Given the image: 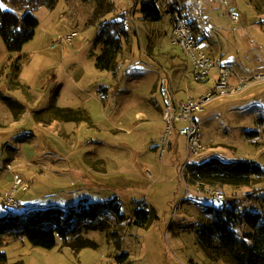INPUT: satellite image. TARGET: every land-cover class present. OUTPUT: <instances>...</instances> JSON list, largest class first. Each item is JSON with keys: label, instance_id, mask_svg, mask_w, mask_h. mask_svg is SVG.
<instances>
[{"label": "rangeland", "instance_id": "374dc122", "mask_svg": "<svg viewBox=\"0 0 264 264\" xmlns=\"http://www.w3.org/2000/svg\"><path fill=\"white\" fill-rule=\"evenodd\" d=\"M143 1L113 0V14L104 17L106 21L125 14L128 42L117 57L115 74L95 68L100 29L86 25L92 9L88 2L82 6L75 0H57L50 10L44 7L34 13L39 25L23 51L38 48L57 61L49 76L38 80L37 89L21 84L14 88L11 79L16 73L10 67L17 54L3 59L0 49V194L10 190L15 174L29 183L28 191L17 196L19 208L0 204V217L26 218L54 208L76 210L85 199L92 204L116 200L127 218L121 224L111 219L110 227L103 230L91 231L79 223L65 240L57 238L51 250L33 248L24 238L5 237L1 250L7 264H116L122 253L128 254V264H224L208 260L198 247L196 232L201 224L211 223L218 209L238 215V220L247 213L264 216V177H256L245 188H200L184 180L187 164L211 157L248 160L264 169V81L239 94L216 98L196 115L205 148L196 159H186L185 139L178 135L182 123H175L161 154L157 147L165 118L158 79L171 77L179 98L197 96L208 85L193 84L187 77L186 58L172 44L167 0H156L159 22L142 20ZM184 7L201 48L212 49L211 56L231 69L232 83L235 74L249 77L264 72V0H186ZM3 9L19 18L23 14L9 5ZM71 31L77 33L72 46L60 44L57 36ZM71 51L82 65H63L61 57L67 58ZM69 75L80 82L74 86L67 81ZM49 105L86 109L84 118L89 119V114L90 120L52 121L44 113ZM252 131L258 136H248ZM7 175L11 182H1ZM217 190L225 197L221 201L208 195ZM150 208L156 212V222L146 228L130 225L135 211ZM246 230L241 220L235 222L238 236ZM78 238L88 247L76 248Z\"/></svg>", "mask_w": 264, "mask_h": 264}, {"label": "trees", "instance_id": "16d2710c", "mask_svg": "<svg viewBox=\"0 0 264 264\" xmlns=\"http://www.w3.org/2000/svg\"><path fill=\"white\" fill-rule=\"evenodd\" d=\"M56 1L0 0V38L9 55L19 54L23 46L33 39L39 25L34 15L35 11L41 7L51 9ZM180 1L182 13L185 14L186 0ZM81 2L92 5L86 25L99 26L100 29L96 39L99 54L95 56V68L115 74L119 69L117 57L122 51L123 44L128 42V32L124 25L125 14L120 13L115 18L104 21V17L113 14L115 10L113 0H81ZM5 5L23 11L21 18L12 12L5 11L3 9ZM139 13L143 21L159 22L161 20V11L156 0L141 2ZM185 17L187 18L186 14ZM188 23L192 33L197 37L193 22L188 20ZM22 61L24 57L18 55L10 67L11 72L16 73L14 80L11 79L15 89L21 86L17 81V75ZM9 106H13V103L10 102ZM44 113H48L52 121L63 123H81L89 120L84 118L83 114H87L85 110L65 109L54 105H49ZM248 136L257 137L258 132L252 131L248 133ZM256 177H264V169L255 162L211 157L203 163L187 164L184 180L186 184L200 188L204 186L245 188L250 187ZM208 210H212V207ZM19 216L14 214L0 217V264H7V255L1 250L5 237H11L14 241L24 238L33 248L51 250L56 246L57 238L65 240L71 232H76L79 223H83L86 229L92 231L108 229L111 219L117 224L127 220L121 214L116 200L92 204L84 199L79 201L76 210L54 208L48 211H36L26 218ZM157 220L158 217L153 208L139 209L133 214L130 225L135 228H146ZM240 220L247 226V230L238 236L234 232V224ZM196 243L204 256L213 263L221 261L224 264H264V216L247 213L238 220V215L233 213L226 215L222 209H218V216L211 223L201 224L196 232ZM74 246L88 247L87 241L79 238L76 239ZM128 258L127 253H122L115 258V263L128 264Z\"/></svg>", "mask_w": 264, "mask_h": 264}, {"label": "built area", "instance_id": "2783aa9c", "mask_svg": "<svg viewBox=\"0 0 264 264\" xmlns=\"http://www.w3.org/2000/svg\"><path fill=\"white\" fill-rule=\"evenodd\" d=\"M168 18L171 29V40L186 58L187 77L193 84L208 85L207 90L197 96H185L179 98L170 78H159L157 93L162 102V112L165 118V128L161 139L160 148L162 154L168 137L174 129L175 123H182L178 128V135L185 139L187 161L197 158L205 148L201 141V123L196 115L204 110V106L216 98L235 95L243 92L247 87L264 81V72H257L249 77L237 76L232 83L231 69L222 64L218 58H213L201 48V41L195 37L189 26L188 19L182 13L180 0H167ZM233 21H238L232 16ZM77 36L75 31L60 37V44L72 46ZM12 170L11 164L6 166ZM13 184L10 190L0 194V204L9 209H17L20 203L17 199L19 193H25L29 189V183L17 174L12 177ZM214 200L221 201L225 197L220 191L209 192Z\"/></svg>", "mask_w": 264, "mask_h": 264}, {"label": "crops", "instance_id": "0c3cea01", "mask_svg": "<svg viewBox=\"0 0 264 264\" xmlns=\"http://www.w3.org/2000/svg\"><path fill=\"white\" fill-rule=\"evenodd\" d=\"M78 4H81L82 6L83 5H85L86 3H84V2H81V0H75ZM168 5V4H167ZM41 8H44V7H41ZM40 8V9H41ZM46 10H50V9H48V8H46ZM36 11H38V9L36 10ZM35 11V12H36ZM91 11V8H89V12ZM78 14H79V12H78ZM78 14H74V15H77L78 16ZM186 14V13H185ZM49 16L51 17L52 15H51V13H49ZM188 19V18H187ZM73 22H75L74 21V19L72 20ZM72 32V31H71ZM66 34V33H65ZM64 34V35H65ZM62 37L63 35H58L57 37ZM34 38H35V35H34V37H33V39L31 40V41H29L28 43H26L24 46H23V48H22V51L19 53V54H17V56L18 55H20V56H22V57H24V60L25 61H23L22 62V65H21V69H20V72L18 73V75H17V79H18V82L22 85V86H27V87H29V89H31V90H35V89H37V82H38V80L41 78V77H43V76H49V74H50V71L51 70H53L54 68H55V66H56V64H57V61H55L54 59H52V58H49V57H45V55H42V50H38V48H29V50L28 51H23L24 50V48H25V46H27L28 44H30L31 42H33V40H34ZM199 39V38H198ZM209 45V44H208ZM67 46V45H66ZM51 48H53V46L51 45L50 46ZM68 47H71V46H68ZM64 48V47H63ZM0 49H2L3 51L1 52L2 53V55H3V59L4 58H7L8 57V55H9V53H7V51H6V49H5V46H4V44L2 43V45H0ZM67 50V49H66ZM63 52V54H64V51H62ZM206 52L208 53V55H210L211 56V53L213 54V50L212 49H210L209 47H207L206 46ZM210 53V54H209ZM99 54V53H98ZM67 55L68 56H65V57H67V58H64V57H61L62 58V63H63V65H65V66H76V65H82V64H79L78 62H80V58L78 57V56H76L75 54H74V51H71V52H68L67 53ZM50 57H52V56H50ZM211 57H213V58H216V57H214V56H211ZM93 61L95 62V57H94V59H93ZM65 66H63V67H65ZM188 68V67H187ZM78 70H80V69H78ZM57 72H58V70H57ZM236 76L235 77H237V74H235ZM73 77L74 76H67V81L68 82H70V83H72L74 86H76V84L77 83H79L80 81H78V79H76V75H75V77H74V80H73ZM53 79H54V77H53ZM53 79H52V81H53ZM170 79H172L171 77H170ZM72 80V81H71ZM55 81V80H54ZM53 84H54V82H52ZM48 85V84H47ZM62 86V84L61 85H59V87H61ZM77 88V87H76ZM204 91V90H203ZM98 106H101L102 107V105H101V103L100 104H98ZM100 108V107H99ZM103 108V107H102ZM96 109V108H95ZM86 110V109H85ZM100 110H102L101 108H100ZM103 110H105L104 108H103ZM96 111V110H95ZM94 111V112H95ZM88 113V112H87ZM88 118H89V120H90V117H89V114H88ZM39 123V122H38ZM17 149H19V148H17ZM34 156V155H33ZM30 157H32V156H30ZM11 181H12V179H11ZM10 181V176L9 175H7L6 176V178H4L1 182H4V183H9V182H11Z\"/></svg>", "mask_w": 264, "mask_h": 264}]
</instances>
